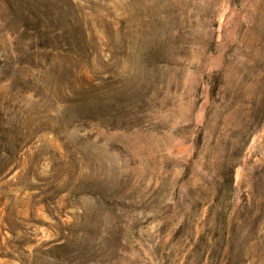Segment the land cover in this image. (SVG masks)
I'll list each match as a JSON object with an SVG mask.
<instances>
[{
    "label": "rangeland",
    "instance_id": "obj_1",
    "mask_svg": "<svg viewBox=\"0 0 264 264\" xmlns=\"http://www.w3.org/2000/svg\"><path fill=\"white\" fill-rule=\"evenodd\" d=\"M0 264H264V0H0Z\"/></svg>",
    "mask_w": 264,
    "mask_h": 264
}]
</instances>
